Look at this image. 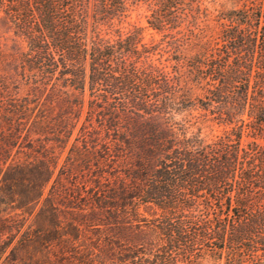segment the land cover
Here are the masks:
<instances>
[{
  "label": "trees",
  "instance_id": "trees-1",
  "mask_svg": "<svg viewBox=\"0 0 264 264\" xmlns=\"http://www.w3.org/2000/svg\"><path fill=\"white\" fill-rule=\"evenodd\" d=\"M0 264H264V0H0Z\"/></svg>",
  "mask_w": 264,
  "mask_h": 264
},
{
  "label": "rangeland",
  "instance_id": "rangeland-1",
  "mask_svg": "<svg viewBox=\"0 0 264 264\" xmlns=\"http://www.w3.org/2000/svg\"><path fill=\"white\" fill-rule=\"evenodd\" d=\"M227 7H229V5H227ZM146 16H147V13L144 10L134 12L131 14L130 18L127 20L128 25L129 26L135 25V26L144 28L143 34H144V38L146 41L152 37L155 39H158L159 36L154 31H152L151 29L147 27ZM128 25H124V27L128 28L129 27ZM219 132H220L219 128H214L212 132L206 131L205 134L216 135V134H219Z\"/></svg>",
  "mask_w": 264,
  "mask_h": 264
}]
</instances>
